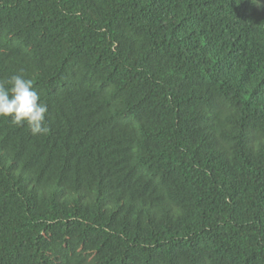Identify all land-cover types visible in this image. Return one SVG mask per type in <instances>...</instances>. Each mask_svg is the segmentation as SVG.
Returning a JSON list of instances; mask_svg holds the SVG:
<instances>
[{"label":"trees","instance_id":"obj_1","mask_svg":"<svg viewBox=\"0 0 264 264\" xmlns=\"http://www.w3.org/2000/svg\"><path fill=\"white\" fill-rule=\"evenodd\" d=\"M0 264H264V0H0Z\"/></svg>","mask_w":264,"mask_h":264},{"label":"clouds","instance_id":"obj_2","mask_svg":"<svg viewBox=\"0 0 264 264\" xmlns=\"http://www.w3.org/2000/svg\"><path fill=\"white\" fill-rule=\"evenodd\" d=\"M259 3V0H256ZM47 104L34 88V79L13 74L0 81V117H10L16 126H27L33 135L46 134Z\"/></svg>","mask_w":264,"mask_h":264}]
</instances>
